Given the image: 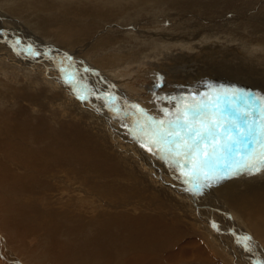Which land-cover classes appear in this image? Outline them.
Masks as SVG:
<instances>
[{
	"label": "rangeland",
	"instance_id": "obj_1",
	"mask_svg": "<svg viewBox=\"0 0 264 264\" xmlns=\"http://www.w3.org/2000/svg\"><path fill=\"white\" fill-rule=\"evenodd\" d=\"M17 1L0 0V28L11 39H21L18 49H26L27 42L41 55L33 59L27 52L24 57L36 63L25 67L18 61L20 50L10 52L9 45L0 50V163H5L0 164V264H127L134 258L140 264H168L167 253L192 239L201 240L209 260L171 264L264 260V242L251 232L247 215L208 202L217 187L203 196L206 203L225 211L217 214L218 223L223 217L230 231L210 227L209 238L194 210V198L150 183L145 162L150 153L133 138L131 143L124 141L128 136L110 126L109 109L100 100L82 102L71 93L72 97L73 86L64 82L67 74L60 71L63 58L73 56L63 66L74 63L84 85L111 92L121 106L127 102L149 111L145 101L164 89L167 97L185 96V104L190 102L187 97L204 94L209 102L221 103V114L228 115L246 106L238 104L245 103L244 98L230 91L242 89L236 78L244 76L250 84L256 80L257 87L263 82L264 87V64L254 63L250 56L254 50L264 58V0H61L65 9L54 10L55 18L47 13L43 23L35 19L32 8L26 12L13 7ZM42 1L43 8H58L55 0ZM9 9L16 10L11 13L14 19L3 15ZM170 65L177 66L170 74L179 77L158 78ZM206 66L210 67L205 70ZM210 68L219 80L217 89L207 80L212 79ZM250 84L243 90L251 98L264 96ZM93 106L104 113L91 110ZM174 108L173 101L169 110ZM5 166L19 172L3 174ZM165 225L172 228L162 229ZM146 230L152 237L147 242L141 234ZM244 236L251 237L252 252L244 249Z\"/></svg>",
	"mask_w": 264,
	"mask_h": 264
},
{
	"label": "snow or ice",
	"instance_id": "obj_2",
	"mask_svg": "<svg viewBox=\"0 0 264 264\" xmlns=\"http://www.w3.org/2000/svg\"><path fill=\"white\" fill-rule=\"evenodd\" d=\"M0 40L13 49L21 44L19 37L13 40L2 29ZM25 50L32 58L41 55L32 45H27ZM47 55L45 52L44 56ZM64 61H72V58H63L61 72L74 69V63L65 67ZM83 71L88 73L90 69L84 68ZM64 82L72 84L78 100L87 101L89 97L100 100L102 106L121 121V126L141 149L178 173L176 179L185 185L183 191L193 197L203 195L207 189L228 178L264 174V96L257 94L249 99L250 94L243 89H231L233 94L245 99L246 106L230 111L228 115H222L217 106L204 98V94L199 99L195 95L187 97L190 102L186 104L183 95L161 97V102L165 99L168 104L175 102L172 111L168 107L157 109L158 113H163L161 118L148 115L138 104L124 102L121 106L119 98L111 92H98L87 87L79 78L78 70L74 69ZM257 100L260 101L259 107H256ZM129 108L133 111L129 112ZM130 116L136 117L131 125L124 122ZM212 226L219 231L215 223ZM242 239L244 249L252 252L249 246L251 237ZM240 243L238 237L237 244ZM254 264H264V260L257 259Z\"/></svg>",
	"mask_w": 264,
	"mask_h": 264
},
{
	"label": "bare ground",
	"instance_id": "obj_3",
	"mask_svg": "<svg viewBox=\"0 0 264 264\" xmlns=\"http://www.w3.org/2000/svg\"><path fill=\"white\" fill-rule=\"evenodd\" d=\"M57 1V6L58 8H51V7H45L43 8L42 6L43 5V1L42 0H18L17 3L15 5H12L13 7H16V9H19V10H23V11H26V12H29V9L32 8V11L35 12V19L36 18H39L37 19L38 22H41L43 23L44 22V19L45 17L48 15L47 13H51L52 15H54L52 12L56 9H58V12L60 10H64L65 9V2L64 1H61V0H55ZM32 2H34V4H32ZM26 8V9H25ZM34 9V10H33ZM18 10V11H19ZM15 9H9V12H5L3 15L5 16H9V18L11 19H14L12 18V15L11 13H13L15 15ZM85 12L88 11V10H84ZM63 13V12H62ZM59 14V13H58ZM61 14V13H60ZM59 14V15H60ZM58 15V16H59ZM14 17V16H13ZM53 18H55V15L53 16ZM3 21V20H2ZM32 22V20H28V23ZM6 23V22H5ZM33 25V24H32ZM37 25V24H36ZM42 25V24H41ZM34 26V25H33ZM40 26V25H39ZM36 27V26H35ZM108 29H110L111 27L110 26H106ZM120 27L123 28V30L121 31V33H125V26L124 25H121ZM2 30H4L3 28H0ZM113 30V29H112ZM115 34H117L115 31H114ZM238 34V33H237ZM243 35V34H242ZM253 35V34H252ZM241 38H243V36H241ZM236 39H238L236 37ZM235 40V38H234ZM237 42V41H236ZM240 43V42H238ZM237 43V44H238ZM242 43V42H241ZM27 45H30V43H25ZM3 45H6V48H8L9 46L11 45H7L3 42V40H0V50H3ZM93 45V44H92ZM244 45V44H243ZM239 47V46H238ZM246 47V46H244ZM16 50H20L21 53H20V57L19 58V63L25 67H31V63H36L35 60H33L32 58H29V57H24L26 56L25 54L27 53V51L25 52V49L20 47L19 49L18 48H15ZM59 49V48H58ZM240 49V48H238ZM237 48L235 49L236 51L238 50ZM13 50V47L10 49V52H12ZM243 50V49H242ZM245 50H247L245 48ZM53 51V50H52ZM51 51V52H52ZM56 51V50H55ZM54 51V52H55ZM244 51V50H243ZM242 51V52H243ZM59 53V52H58ZM62 55L61 56H65V52H60ZM69 53V52H68ZM249 51L245 52V54H248ZM50 54V53H49ZM55 54V53H54ZM57 54V53H56ZM240 54V53H239ZM242 54V53H241ZM251 54V55H250ZM249 55L252 56L251 59H253V62L256 63V64H264V58L262 56H260L259 54L257 55V53L252 50V52L250 53ZM70 56V55H69ZM47 57V56H46ZM71 58H73V56H70ZM39 58V57H38ZM41 59V58H40ZM44 59V58H43ZM49 59V58H47ZM58 59H60L58 57ZM74 59V58H73ZM38 60V59H37ZM221 62H225L223 61V59L220 60ZM31 62V63H30ZM46 63V60L44 61ZM40 63V61H39ZM43 63V62H41ZM14 64V63H13ZM50 64V62H49ZM218 65V63H216ZM11 65V64H9ZM37 65V64H35ZM48 65V64H46ZM34 66V65H33ZM208 67L210 66H206L205 67V70L208 69ZM220 67L221 68H224L225 65L223 64H220ZM237 67V66H236ZM255 67V66H254ZM261 67V66H260ZM175 68H177V66H172L170 65V69L165 71V72H162V74L159 76L157 75V77L161 78L163 76H170L172 78H178L179 76H173L170 74V71L171 72H174ZM212 68V66H211ZM211 68H210V71H211ZM234 68V67H233ZM239 69V68H238ZM258 69V68H257ZM33 70V69H31ZM46 70V69H45ZM256 70V69H255ZM15 71V70H14ZM245 71V70H244ZM40 72V71H39ZM179 72V71H178ZM238 72H241L242 74V71H238ZM17 73V72H16ZM67 74V77H70V74L72 73V71H66L65 72ZM236 73V72H235ZM249 75H247L251 80H254V73H251L249 72ZM251 73V74H250ZM257 73V72H256ZM208 76H209V73L207 72ZM258 74V73H257ZM177 75V74H176ZM211 78H207L208 81H210V84H212V86L217 89L216 85L218 83L219 80H216V78H213L215 76V74L212 73L211 71ZM52 76V75H51ZM14 77V76H13ZM65 76H63L64 78ZM154 77H156V74L154 75ZM260 78V77H259ZM250 80V81H251ZM261 80V79H260ZM235 81L240 85H238L237 87H241L243 89H246V87L250 84L249 82H247L246 78L244 76L240 77V78H236ZM166 82H171V81H166ZM64 83V82H63ZM83 83V82H82ZM88 84V83H87ZM172 84V83H171ZM61 85V84H60ZM63 85V84H62ZM119 85V84H118ZM251 86L254 87V90H255V93H257V91L264 94V87H263V82H261V87H257V84H256V80H254V83L253 84H250ZM69 87V86H68ZM228 87V86H227ZM250 89V88H248ZM247 89V90H248ZM257 89V91H256ZM161 90H164V89H160L159 91ZM159 91H157V96L155 98H152L150 99L149 101H145V106L147 107V109L149 111H151L149 113V111H146L148 112L151 116H161L163 115V113H158L157 112V109L159 108H162V107H170V104H168V102L166 101V99L161 102V97H167V93H168V90H164L165 93L161 94ZM67 93V92H66ZM75 94L74 91H70V95L72 97H74L72 94ZM259 94V93H258ZM59 95V94H58ZM70 96V97H71ZM236 96H239L238 94H236ZM28 97V96H27ZM35 97V96H34ZM37 97V96H36ZM228 97V96H227ZM240 97V96H239ZM90 98H93L95 99L94 97H89L88 100H90ZM241 98V97H240ZM251 98V97H250ZM70 100H73V98ZM155 101L156 104H155ZM215 99H212L211 103L214 104L215 106L217 107H220L222 104H218L216 103V101L214 102ZM230 100V99H229ZM240 99H238L237 101H239ZM222 101V100H220ZM235 101V100H234ZM259 101V100H258ZM78 102V101H77ZM240 103H243L245 104L244 102L240 101L238 104ZM260 103V101H259ZM155 104L154 108L155 110L153 109V105ZM242 104V105H243ZM227 105V104H226ZM235 105V104H234ZM237 105V104H236ZM95 106V105H94ZM93 106V108L91 110H95L96 112L98 113H102L101 111H97L96 109H94L95 107ZM223 106V105H222ZM245 107V106H244ZM221 108V107H220ZM219 108L220 112H222V110ZM231 108V107H230ZM237 108V107H236ZM223 109V108H222ZM22 110V109H21ZM225 110V109H224ZM228 111V110H227ZM94 113V112H93ZM104 113V112H103ZM110 113V111H109ZM108 113V118L110 119V121L113 123V126L110 124V126L112 128H114V130H117L120 129V131L125 135V136H128V138L124 137V141L128 142V143H131V139H132V136L128 135L127 134V129L123 128L121 126V121L120 120H117L113 114H109ZM95 115H98V114H95ZM101 115V114H100ZM99 115V116H100ZM225 115V114H224ZM98 117V116H97ZM37 118V117H36ZM101 118V117H100ZM106 119V117H104ZM103 118V120H104ZM135 117L134 116H130L128 118L125 119V123L131 125L132 123V120L134 119ZM42 120V118H41ZM113 120V121H112ZM117 122V123H116ZM119 122V124H118ZM31 123V122H30ZM15 124V123H14ZM91 124V123H90ZM89 125V124H88ZM17 129V128H16ZM15 129V131H16ZM39 129V128H38ZM41 133V132H39ZM37 134V133H36ZM42 139V138H41ZM84 139V138H83ZM40 140V139H39ZM101 141V140H100ZM134 141V140H133ZM87 142V141H86ZM57 142H55L56 144ZM89 143V142H88ZM91 143V142H90ZM103 143V142H102ZM135 143V142H134ZM61 144V143H60ZM103 145V144H102ZM72 146V145H71ZM105 146V145H104ZM106 147V146H105ZM131 147V146H130ZM136 147V146H135ZM80 149V148H79ZM131 149V148H130ZM111 150V148H110ZM133 150H135V152H138L134 147H133ZM94 151V150H93ZM89 153V150L87 151ZM92 152V151H91ZM90 152V153H91ZM87 153V154H88ZM101 153V152H100ZM100 153L98 154V156H100ZM126 153V155H128V152H124ZM94 154V153H93ZM35 156V155H34ZM94 156V155H93ZM97 156V155H95ZM94 156V157H95ZM97 158V157H96ZM95 158V161H97ZM99 158V157H98ZM107 158V157H106ZM102 159V158H101ZM108 159V158H107ZM93 160V159H92ZM104 160V159H103ZM25 161V160H24ZM106 161V160H105ZM104 161V162H105ZM2 163H0L1 165L5 163L3 161H1ZM102 162V161H101ZM147 163V167H148V170L150 171L149 173L151 174V179L149 180V182L151 183H156V184H160V185H164L168 188H172L173 190H175L178 194L180 193H184L185 195H188L190 196L189 199H191L193 196L190 194V193H187V192H184L183 191V188L185 187V185L180 181V180H177L176 179V176L178 175V173L170 170L168 168V166L158 160L157 158H155L151 153L150 155L148 156L147 160L145 161ZM149 162V163H148ZM99 163H100V160H99ZM92 164V163H91ZM103 164V162H102ZM22 166V165H21ZM91 166V165H90ZM3 167V166H2ZM18 167V166H17ZM34 167V166H33ZM95 167V166H94ZM23 168V167H22ZM24 169V168H23ZM11 170H14V172H19L15 166H13V169L11 166H5V168H2L1 170V173L3 174H9L10 176L12 175V171ZM22 171V169L20 170ZM29 171V170H28ZM23 172V171H22ZM25 172V171H24ZM28 173V172H27ZM16 174V173H15ZM14 174V175H15ZM18 175V173L16 174ZM25 175V174H24ZM23 175V176H24ZM263 174H254V175H244V174H241L240 176L238 177H232V178H228L224 181H222L220 184L218 185H215L214 187H217L218 188V191L216 192V196H213V197H210L211 195H209V199H208V202L209 203H214V204H219V203H222L223 204V208L226 206V208L228 209V211H231L230 213H233L236 211L235 209H240L241 212L245 213L244 215H247V219L249 220V227L250 230L253 235L255 237H257L258 239H260L262 242H264V180L260 179V178H257L255 179L256 177L255 176H260V177H264V175L262 176ZM13 177V176H12ZM21 177V176H20ZM255 177V178H254ZM15 178H17V176H15ZM14 178V180H15ZM19 179V177H18ZM26 179V177H25ZM22 180V179H21ZM17 181V180H16ZM19 182V181H18ZM147 184V183H146ZM240 188H245L246 190L244 191H240L239 189ZM253 188L252 190H249ZM209 190V189H208ZM212 192V191H211ZM210 192V193H211ZM213 192H214V189H213ZM212 192V193H213ZM213 195V194H212ZM206 196V195H205ZM208 196V195H207ZM194 198V202H195V205H194V210L199 214V218L201 220L204 221L203 223V227L206 231V234L209 238H211V228H213L212 224L215 223L216 225H219V226H222V229L225 230V231H230V226L229 224H227L226 222H223V217L220 216V220H221V223H218V215L217 214H222V215H225V211H222L220 210V208H218L217 206L215 205H210L208 203L205 202V199H204V196L201 195V196H198V197H193ZM208 207H206V204ZM225 204V206H224ZM209 206H212L214 207V210H209ZM142 207V206H141ZM227 211V213H228ZM209 212H212V213H209ZM229 214V213H228ZM172 227L170 226H164L162 229L164 230H170ZM156 229V228H155ZM153 230L156 231V230ZM213 229H216V228H213ZM142 232V231H141ZM142 236L144 237V239L147 241H150V239L152 240V237L149 236V231H144L141 233ZM140 234V235H141ZM149 236V237H148ZM201 240H198V239H192L189 243H187L186 245L184 246H179L178 247V251L174 252V253H167V257H166V262L168 264H171V263H178L179 261H182V260H197L196 262H198V260L202 261V260H209V255H208V252L206 250V248L204 246H202V243L200 242ZM203 242V241H202ZM173 244V243H172ZM203 244H205L206 247H209L206 243L203 242ZM213 244H215L217 246L216 243H214L213 241ZM167 245V244H166ZM171 246V244H170ZM172 247V246H171ZM177 247V246H176ZM176 249V248H175ZM211 250V249H210ZM212 252V251H211ZM224 255V254H223ZM222 257V256H220ZM188 262V261H187ZM138 259L137 258H134L132 260H129L127 261V264H138ZM200 263V262H199ZM140 264V263H139Z\"/></svg>",
	"mask_w": 264,
	"mask_h": 264
}]
</instances>
